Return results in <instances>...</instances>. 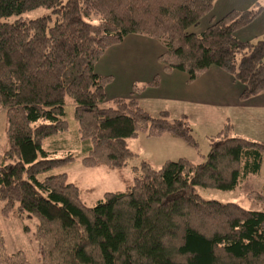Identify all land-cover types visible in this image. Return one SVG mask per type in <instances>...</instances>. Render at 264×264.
Returning a JSON list of instances; mask_svg holds the SVG:
<instances>
[{
	"label": "trees",
	"instance_id": "trees-1",
	"mask_svg": "<svg viewBox=\"0 0 264 264\" xmlns=\"http://www.w3.org/2000/svg\"><path fill=\"white\" fill-rule=\"evenodd\" d=\"M217 1L0 0V109L9 144L0 201L5 211L40 220L45 264H264V208L198 191L235 190L261 173L264 143L235 135L228 121L209 137L202 163L179 158L156 168L144 160L132 180L121 175L124 190L106 192L94 206L62 171L80 152L86 166L122 172L138 156L129 140L141 133L199 149L188 117L152 115L133 97L107 99L112 77L95 66L130 35L163 45L165 73L183 71L193 81L216 66L244 86L243 100L264 93V37H237L264 2L201 30ZM40 8L51 12L24 16ZM2 238L0 259L7 257Z\"/></svg>",
	"mask_w": 264,
	"mask_h": 264
},
{
	"label": "crops",
	"instance_id": "crops-1",
	"mask_svg": "<svg viewBox=\"0 0 264 264\" xmlns=\"http://www.w3.org/2000/svg\"><path fill=\"white\" fill-rule=\"evenodd\" d=\"M259 2L261 0H219L200 29L232 10L250 9ZM237 37L241 40L264 37V11L253 23L239 30ZM163 52L164 47L159 41L142 35H130L108 49L95 66L98 74L112 77L106 88L107 99L133 97L152 115L168 111L173 117H188L191 125L198 118L200 121L196 123L210 125L213 131H218L228 121L233 125L235 135L264 143V93L243 100L244 86L216 66L193 81L183 71L165 73L159 61ZM156 76H160L157 86L134 92L136 85H147ZM141 134L133 139L139 141L141 136H146L147 142L152 138ZM156 140L175 147L182 141L168 134ZM139 152L137 154L141 155L143 149ZM145 160L152 164L151 155L145 156Z\"/></svg>",
	"mask_w": 264,
	"mask_h": 264
},
{
	"label": "rangeland",
	"instance_id": "rangeland-1",
	"mask_svg": "<svg viewBox=\"0 0 264 264\" xmlns=\"http://www.w3.org/2000/svg\"><path fill=\"white\" fill-rule=\"evenodd\" d=\"M263 2L264 0H261V3ZM50 12L48 9L40 8L28 12L24 16L26 18H35L50 14ZM254 40L256 41L257 39ZM196 121L200 120L195 118V121H192L194 125H191V123L190 125L192 134L199 143V149L187 146L182 141L178 142V147L158 142L156 138H149L150 140L146 142L148 138L141 136L142 140H129V147L135 153H140L139 151L142 148L143 153L133 158L129 166L122 172L105 166H86L82 162L80 152L73 155L75 156V160L66 164L62 168V171L67 172L68 182L74 183L79 187L83 202L88 206H94L103 198L106 192L124 190L125 184L121 179V175H123L124 179L132 180L135 172L133 168L139 167L142 161L145 160V156L151 155L153 160L152 165L156 168H159L166 160H178L179 158H186L195 163H202L204 161L202 155L207 156L210 150L209 137L217 131H213V127L210 125L198 124ZM6 127V111L0 109V164L4 161L6 150L9 147ZM60 155L63 156L64 154ZM198 191L205 199H215L225 203L232 202L253 211L262 210L264 208V159L260 175L251 176L243 185L235 190L198 187ZM39 226L40 220L37 217L31 216L27 212L19 214L16 210L5 211L4 202L0 201V234L5 243V254L10 258L8 260L7 257L0 259V264H45L40 243L43 232L40 234ZM17 255L20 256L17 257ZM13 256L17 258H13Z\"/></svg>",
	"mask_w": 264,
	"mask_h": 264
}]
</instances>
